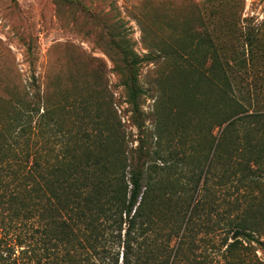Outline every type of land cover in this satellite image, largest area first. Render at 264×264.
Wrapping results in <instances>:
<instances>
[{"label": "trees", "instance_id": "16d2710c", "mask_svg": "<svg viewBox=\"0 0 264 264\" xmlns=\"http://www.w3.org/2000/svg\"><path fill=\"white\" fill-rule=\"evenodd\" d=\"M211 4L206 15L219 19L207 23L205 15L200 29L173 30L154 44L160 55L139 58L106 21L96 33L140 131L150 91L139 82L141 64L171 62L154 88L172 113L181 111L168 99L174 91L182 109L205 120V167L164 148L170 130L153 151L133 148L115 105L107 116L100 97L54 104L33 75L0 132V264H264L261 204L240 210L231 202L242 214L227 218L226 236L208 248L194 237L203 214L218 208L212 196L220 188L264 186V21L247 27L242 6L226 19L227 2Z\"/></svg>", "mask_w": 264, "mask_h": 264}, {"label": "rangeland", "instance_id": "374dc122", "mask_svg": "<svg viewBox=\"0 0 264 264\" xmlns=\"http://www.w3.org/2000/svg\"><path fill=\"white\" fill-rule=\"evenodd\" d=\"M211 1L0 0V132L6 126L16 96L29 87L33 75H36L41 91L54 104L70 108L75 102L77 106L82 104L83 99L91 102L94 99L90 100V96L100 97L102 112L107 116L112 105H115L133 148L143 144L146 151H153L160 143V133L170 130L171 134L165 133L162 137L164 148H170L173 155H179V159L187 158L193 168L205 167L204 156L210 136L205 120L193 117V109H182L174 91L168 99L173 108H180L181 111L172 113L166 104L160 105L162 97L154 88L155 83L165 84L164 78H169L167 71L171 69V62L163 58L141 64L139 82L146 91H150L142 101L141 120L144 127L140 131L133 125L121 78L110 57L97 42L96 33L106 21L124 35L125 41L139 58L143 59L152 53L160 55L161 51L154 44L162 38L168 39L167 34L170 35L173 30L184 33L191 26L200 29L203 23L199 18L206 15V6L208 9L214 6ZM225 1L226 19L232 17V7L240 14V5L242 20H247L245 26L264 21V0ZM233 12L236 11L233 9ZM218 19L217 15L210 18L208 14L204 18L207 23ZM144 29L158 36L145 37ZM29 49L33 51V56L29 54ZM88 90L94 95L85 93ZM95 103L98 105V102ZM178 117L182 119L183 126L178 123ZM174 125L183 128L182 131L174 132ZM222 130H214L216 141ZM262 189L264 186L246 188L243 194L230 185L216 191L212 200L215 204L217 202L218 208H214L212 216L202 213L196 228L194 237L199 245L208 248L212 241L222 240L226 236L224 230L227 218L238 217L242 214L240 210L248 206L255 209L257 204L264 207ZM231 202L240 210L229 207ZM254 220L255 224L257 220ZM252 259L253 255L249 254L247 261L251 262Z\"/></svg>", "mask_w": 264, "mask_h": 264}]
</instances>
